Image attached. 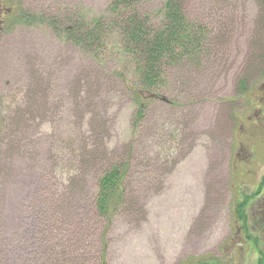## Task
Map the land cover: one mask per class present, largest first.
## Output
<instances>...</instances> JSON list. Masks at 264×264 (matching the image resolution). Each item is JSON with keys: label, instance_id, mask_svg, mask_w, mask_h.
I'll use <instances>...</instances> for the list:
<instances>
[{"label": "rangeland", "instance_id": "1", "mask_svg": "<svg viewBox=\"0 0 264 264\" xmlns=\"http://www.w3.org/2000/svg\"><path fill=\"white\" fill-rule=\"evenodd\" d=\"M111 2L13 0L36 18L20 25L0 6V264H258L264 0H183L206 53L166 66L153 91L116 37L86 49L64 35ZM163 3L139 10L160 24ZM132 88L151 98L142 118ZM124 162L126 200L107 229L97 183Z\"/></svg>", "mask_w": 264, "mask_h": 264}, {"label": "trees", "instance_id": "2", "mask_svg": "<svg viewBox=\"0 0 264 264\" xmlns=\"http://www.w3.org/2000/svg\"><path fill=\"white\" fill-rule=\"evenodd\" d=\"M111 1L107 16L100 17L93 24L85 27L78 24L69 25L65 28L64 35L86 49L88 47L105 48L106 40L110 36L116 37L123 46L124 53L136 64V75L139 77L140 85L147 91L157 90L162 86L166 66L185 62L194 63L205 55L208 31L203 25L192 23L187 19L183 0H164L160 24L154 23L150 17L139 10L141 4L147 0ZM0 6L7 8L10 19L8 24H28L36 19L35 15H30L24 8H15L13 0H2ZM132 90L136 97H139L140 110L137 115L138 118H142L143 103L149 102L151 98L146 99L140 95V91L133 88ZM128 164V162L117 163L105 169L97 183L98 192L94 206L97 215L105 221L107 229L112 226L119 210L124 207ZM259 195L261 191L251 198L254 199ZM249 203L250 198L245 197V201L239 207L244 210ZM101 239L103 263L107 245L104 235ZM252 243L256 247L259 245L258 239ZM260 253L258 264H264V252L260 251Z\"/></svg>", "mask_w": 264, "mask_h": 264}, {"label": "flooded vegetation", "instance_id": "3", "mask_svg": "<svg viewBox=\"0 0 264 264\" xmlns=\"http://www.w3.org/2000/svg\"><path fill=\"white\" fill-rule=\"evenodd\" d=\"M260 191H261V193H263L264 189H262V188H261V190H260Z\"/></svg>", "mask_w": 264, "mask_h": 264}]
</instances>
